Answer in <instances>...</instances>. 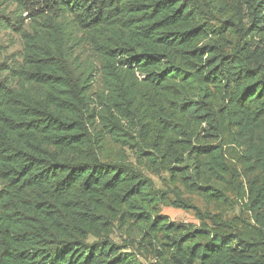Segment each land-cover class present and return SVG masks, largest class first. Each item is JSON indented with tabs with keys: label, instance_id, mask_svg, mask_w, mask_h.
I'll list each match as a JSON object with an SVG mask.
<instances>
[{
	"label": "trees",
	"instance_id": "obj_1",
	"mask_svg": "<svg viewBox=\"0 0 264 264\" xmlns=\"http://www.w3.org/2000/svg\"><path fill=\"white\" fill-rule=\"evenodd\" d=\"M1 32L0 264H138L116 232L153 264H264V0H0Z\"/></svg>",
	"mask_w": 264,
	"mask_h": 264
},
{
	"label": "rangeland",
	"instance_id": "obj_2",
	"mask_svg": "<svg viewBox=\"0 0 264 264\" xmlns=\"http://www.w3.org/2000/svg\"><path fill=\"white\" fill-rule=\"evenodd\" d=\"M22 51L21 40L18 36L9 33L1 32L0 33V63L10 64L20 61ZM96 88V87H95ZM107 143L104 146V151L102 158L106 161L117 160L120 156H124L133 166L143 170V173L153 182L155 188L162 190L163 192L169 193V200L172 201V190H178L182 198L188 200L191 204L201 210L202 213L208 214H220L226 218L231 217H243L248 218V214L245 213V207L243 204L239 203L233 195L232 192L227 193L228 201L227 205H218L214 203H206L202 198L197 195L191 194L188 190L181 185V183L176 184V186L171 183L169 174L164 171H160L158 175H154L150 170L142 164V161H138L135 158V155L131 151L121 150L119 146L114 145L110 141L106 140ZM228 150V149H227ZM238 153L230 152L227 153V161H232L234 169H237L240 174H242L238 164L235 163ZM235 163V164H234ZM189 164V163H188ZM243 175V174H242ZM213 185L218 186L222 190L230 189L227 185H220L215 182ZM160 215L166 216L169 221L176 224L191 225L194 227L199 226V221L197 220L194 212L184 211L179 209H174L167 204L160 206ZM113 241L122 246H126L124 250L127 253L134 254L135 258L138 260V264H153L155 263L151 256L139 254L134 248L131 247V238L127 235L116 232L112 237Z\"/></svg>",
	"mask_w": 264,
	"mask_h": 264
}]
</instances>
